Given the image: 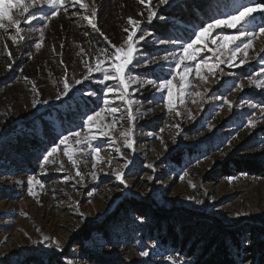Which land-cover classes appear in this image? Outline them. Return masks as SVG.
<instances>
[{
  "label": "rangeland",
  "instance_id": "obj_1",
  "mask_svg": "<svg viewBox=\"0 0 264 264\" xmlns=\"http://www.w3.org/2000/svg\"><path fill=\"white\" fill-rule=\"evenodd\" d=\"M234 2L249 0H215L211 17L226 19ZM83 3L88 6L87 10L79 5L68 7L47 21L40 17L50 13L51 8H30L37 16L31 25L24 22L27 14H21L14 6L11 15L21 22L20 35L24 37L16 43L10 39L17 35L14 25L9 26L5 19V28L0 29V264H49V261L57 264L53 259L61 264H68L69 260L72 264H193L202 251L191 256L188 250L190 243L193 241L194 245L198 240V230L190 233L191 227L195 229L194 222H180L189 231L179 232L178 246L171 243L161 246L158 237L165 235L166 224H156L158 220L152 211L146 212L150 207L191 210L229 226L249 217L264 219V175L252 176L234 170V161L240 160H255L264 167V144L261 143L264 114L259 111L264 107V89L249 83L250 77L264 69V36L254 41V49L249 50L246 62L241 63V53L231 68L226 62L215 75L207 68L202 69L201 76L206 79L189 77L202 98L189 94L181 104L174 93V106L181 111L177 117L169 114L165 94L147 81L171 72L173 62L165 61L164 56L179 52L183 40L167 41V38L186 36L194 27L209 21L210 12L201 21L192 20L187 12L194 3L188 0L187 8L169 10L174 11L173 16L156 0L151 3L146 0L144 4L140 0H83ZM93 8L96 10L94 22L104 35L83 19L84 15H91ZM152 11L158 16L163 14L164 18L154 17L149 22ZM129 18L140 22L137 36L141 30L150 31L153 39L165 38L166 43L142 42L143 49L137 58L143 64L133 70V75L144 82L131 84L129 88L136 119L129 120L125 115L126 104L117 101L118 122L109 133L119 141L116 146L120 147L123 158L113 150L114 145L107 137L97 136L93 143L102 148L104 161L97 165L87 148L79 151L81 145L76 141L83 143L90 139L89 130L82 125L88 115L104 107L105 99L111 100L106 86L112 87L114 82H101L97 73L83 79L87 71L84 61L94 65L95 56L103 59L101 49L111 52L113 45L124 46L127 36L124 29L131 31L133 27L128 24ZM256 19L259 22V16ZM242 20L237 22V27ZM40 28L44 32L42 42ZM216 32L221 36L238 34L237 28H219L213 35ZM35 43H42L41 48L36 49ZM198 56L215 59L206 50ZM221 58L227 60V54ZM151 61L155 63L150 64ZM66 74L72 90L64 96ZM76 80L82 82L76 84ZM241 82L245 87L237 90L235 85ZM175 83L180 84L179 77ZM34 100L47 103L34 106ZM225 100L231 103V108ZM121 116L124 118L119 119ZM252 117L256 126L250 128L247 120ZM113 119L104 113L94 123L105 128ZM129 127H134L135 151L125 147L120 136ZM72 131L81 132L79 138L72 137L68 142L76 165L61 146V151L49 158L56 160V164L46 165L42 170V154L55 146L59 135ZM31 141L39 143V147H32ZM125 158L131 161V171L125 170L128 187L120 184L114 175ZM109 160L112 167L107 164ZM61 162L63 169L58 170ZM148 164L154 170L146 167ZM77 168L82 178L75 175ZM30 176H36L44 185L33 187L34 196L28 194ZM128 200L149 208L142 213L140 207H121ZM199 200L204 203H198ZM93 226L97 229L91 238L81 240V230ZM45 237L53 245L59 241L64 251L56 252L54 246L49 249ZM141 251L149 255L141 256Z\"/></svg>",
  "mask_w": 264,
  "mask_h": 264
},
{
  "label": "snow or ice",
  "instance_id": "obj_2",
  "mask_svg": "<svg viewBox=\"0 0 264 264\" xmlns=\"http://www.w3.org/2000/svg\"><path fill=\"white\" fill-rule=\"evenodd\" d=\"M146 0H140L141 4H144ZM148 3H151V0H147ZM157 4L165 5V11L174 10V9H184L187 8L188 5L186 0H156ZM80 6L81 9L87 10L88 6L83 3V0H10V2L6 3L5 0H0V29L5 28V19L9 22V26L14 25L15 32L17 35L11 36L13 43L17 42V39H24L20 33L23 31L21 26V22L13 19L11 15V11L14 6L18 7L21 11V14H27L25 16V23L31 25L33 21L37 20V16L35 12H30L29 9H43L44 7L51 8L52 11L48 14H45L40 17L43 20H50L51 18L58 17L60 15L61 10H67L68 7H76ZM202 11H211L212 3L211 0H203L202 5L198 6ZM259 16V22H257L256 17ZM163 19V14H158L155 11H152L149 15V22H151L152 18ZM96 18V10L93 8L91 11V15H84L83 19L87 20L92 29L97 32H100L99 27L94 22ZM243 18V20H242ZM239 27H237V22L241 21ZM214 21V22H213ZM128 24L132 25V30L130 31L128 28H125L124 31L127 33L126 39L124 41V46H112V51L109 52L107 49H101L100 53L103 56L101 59L100 55L95 56L94 65L89 63L88 61H84V67L87 70L86 74L83 76V79H90L93 77L94 73L100 74L101 82H114V86L107 87L106 93L111 96V100L105 99L103 101L104 107L102 109L94 111L92 114L88 115L82 125L83 128L89 130L90 139H85L82 143L79 139H77L76 143L81 145L79 151H84L87 148L88 154L93 157L96 161V164L103 163L104 161L101 158L102 148L98 145H95L93 141L97 136L107 137L110 142L114 145L113 150L119 154L123 158V153L120 150V147L116 146L119 141L116 140L115 137L109 135V133L116 127L117 124V114L120 112V107L116 104L117 101L123 102L126 104L125 115L131 121H135L136 117L132 113V107L134 101L130 98L129 88L131 84H140L143 83L141 79L137 75H133V70L138 66L143 64L141 59L137 58V53L143 49V43L148 40L155 45L165 44V38H155L153 39V33L145 32L143 30L140 31L139 36H137V29H140V22L134 20L132 18L128 19ZM47 26V25H45ZM219 28H237V35H223L219 32H215L216 29ZM41 34V42L44 38L43 28L38 29ZM101 35H104L100 32ZM264 36V0H249V2H240L233 3L231 5V11L228 13L226 19H218L215 16L209 18V21H206L199 28H193L190 32L186 34L184 37H168L167 41L171 40H183V43L179 45V52H171L170 57L164 56V60L168 61L171 59L173 62V66L171 68V72L167 75L157 76L155 80H148L147 83L149 85H155L156 90L158 92H163L166 96L167 108L169 114L174 113L175 116L179 117L181 115V111L179 108L174 106L173 97L174 93L176 99L179 103L184 102V97L186 95H193L194 97H201L202 95L199 91L195 90V86L190 83L189 77L194 76L197 79H206L201 76L202 69L207 68L213 75L216 74V70L220 69V65L227 62L229 68L235 66L236 60L240 57V54L243 53V59H241V63L247 61V57L249 55V50L254 49V41L259 37ZM107 39V37H105ZM218 41L220 42L218 44ZM240 41L239 44L236 42ZM139 45V47H138ZM235 45V47H232ZM42 43H35L36 49H40ZM63 47V45H61ZM53 50H55L53 48ZM207 51L211 53L212 57L198 56V53ZM217 53H219L217 55ZM227 54V60L222 59L221 57ZM11 58V53H8ZM259 55V54H258ZM14 62V61H13ZM155 61H151L150 64H154ZM63 64V61H61ZM12 65H8V69L11 70ZM65 67V73H67V65ZM148 67L147 65L145 66ZM161 71H163V65H161ZM177 77L180 78V84L177 85L175 81ZM257 77L259 79H257ZM27 79V78H25ZM82 80H76L75 83L79 84ZM249 83L254 85L256 88L264 89V69L261 71H257L254 76L249 78ZM237 90H243L245 85L243 82L235 85ZM63 93L62 95L67 96L68 93L72 90L71 85L68 82L67 74L63 79ZM191 90V93L189 92ZM89 95H93V93H89ZM71 99V98H70ZM196 100H193L195 103ZM229 105V108L232 107L231 103L228 101H224ZM39 103H47V101H39L34 100V106ZM251 107L256 108L257 105H251ZM260 113L264 114V107L259 108ZM104 113H108L113 116V122L111 125H107L105 128H100L94 122L98 120V118H102ZM121 116L119 119H123ZM189 118L194 119L189 114ZM255 117L249 118L247 120V126L252 128L255 127L254 123ZM211 127V125H208ZM175 127L179 128V124H176ZM93 129H95V133L93 134ZM163 132V129L160 130ZM134 132V127H129L127 130H123L120 132V136L122 138L123 144L125 147L134 149L135 141L132 139ZM81 136V132L72 131L70 133H64L57 137L55 142V146H52L46 149L45 153L42 154L40 167L43 170L46 165H54L56 164V160H50V157H53L54 154L61 151V146H63L64 154L68 157V159L76 165V160L73 157V152L70 151L69 140L72 137L79 138ZM163 143V140H162ZM264 144V141L261 142ZM230 147V142L228 143ZM166 148V146H165ZM131 161L126 160L123 165L114 170V175L116 179L120 182V184L128 187L125 177V170L131 171L129 169V164ZM109 167H112L111 161H107ZM146 167L153 169L154 166L152 164L146 165ZM63 169V163L61 162L58 170ZM46 174V173H45ZM75 175L77 177L82 178V173L77 168ZM187 175V173H185ZM93 178H96L93 174ZM151 179V177H150ZM183 179V177H181ZM230 180L232 178H229ZM28 184V194L30 196H34L35 193L33 191V187L35 185H39L41 188L44 187L42 181L38 180L36 176H30L27 181ZM195 187V185H192ZM200 204H203V200L197 201ZM82 215V214H81ZM45 240L48 241L47 247L52 249L53 246L56 252H63V246L59 241H56L53 245V242L45 237ZM111 244V241L108 242ZM155 247V245H153ZM141 256L147 257L149 253L147 251H141ZM62 259V258H58ZM43 264V262H41ZM49 264L51 262L49 261ZM68 264H72V261L69 260ZM183 264V262H181Z\"/></svg>",
  "mask_w": 264,
  "mask_h": 264
},
{
  "label": "trees",
  "instance_id": "obj_3",
  "mask_svg": "<svg viewBox=\"0 0 264 264\" xmlns=\"http://www.w3.org/2000/svg\"><path fill=\"white\" fill-rule=\"evenodd\" d=\"M188 2L194 3L187 12L192 20L196 18L201 21V17L209 16V12L211 17L212 10L202 11L198 7L202 5L203 0H188ZM211 3L213 8L215 0H211ZM168 14L173 16L174 11H169ZM165 31L167 33V30ZM31 146L39 147V143L31 141ZM234 170L252 176L264 175L263 165L255 160L234 161ZM121 207H140L142 213H145L149 208L136 206L132 200L124 202ZM149 211H152V215L158 220L156 224H166L163 226L165 235L161 234L158 237L161 246H167L168 243L178 246L181 241L179 232L189 231L187 227L181 225V221L194 222L195 229L191 227L190 233L194 234L195 230H198V240L194 242V245L192 241L188 250L191 256L197 255L199 250L202 251L193 264H264V219L249 217L240 219L234 225L229 226L218 219L191 210H158L150 207L146 213ZM181 215L187 216V218L185 219ZM177 222L179 224L174 225ZM96 229L93 226L81 230V240H89ZM190 238L188 237V240ZM30 261L37 263L36 259ZM55 262L61 264L57 259H53V263Z\"/></svg>",
  "mask_w": 264,
  "mask_h": 264
}]
</instances>
